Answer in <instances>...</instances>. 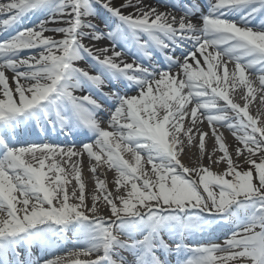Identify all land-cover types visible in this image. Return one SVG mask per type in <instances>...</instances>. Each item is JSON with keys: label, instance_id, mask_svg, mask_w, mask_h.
Listing matches in <instances>:
<instances>
[{"label": "snow or ice", "instance_id": "1", "mask_svg": "<svg viewBox=\"0 0 264 264\" xmlns=\"http://www.w3.org/2000/svg\"><path fill=\"white\" fill-rule=\"evenodd\" d=\"M0 14V264H264V0Z\"/></svg>", "mask_w": 264, "mask_h": 264}, {"label": "bare ground", "instance_id": "2", "mask_svg": "<svg viewBox=\"0 0 264 264\" xmlns=\"http://www.w3.org/2000/svg\"><path fill=\"white\" fill-rule=\"evenodd\" d=\"M8 2V0H0V3H5ZM180 13H177V15H179ZM3 15V14H0ZM35 22V18L34 19H29L25 21V24H27L28 26H31L33 23ZM232 65H229V69L231 70ZM252 112L253 114H255L256 112V105L254 104L252 106ZM203 130L204 131H210L207 123L205 122L203 124ZM219 131H222L225 135V137L227 138V142L229 145H231L232 147L230 148V151H232L236 146H237V142L235 141L234 137L231 136V134L226 130V129H219ZM205 148L206 151L211 153L213 148H214V138H209L206 137L205 138ZM219 155V153L217 152V156ZM199 156V149L198 146H193L190 149H186L185 153L183 154V161L186 164L189 165H193L194 163L197 162V158ZM125 158H129L127 155L125 156ZM204 163L207 164L208 160L205 159ZM215 167V166H214ZM82 176L84 181L86 182V195L88 194V192L94 187V178L92 177V174L89 172L88 170V161L87 158L84 159L83 162V172H82ZM113 176L114 173L113 172H108L107 174V181L109 182V188L112 187V180H113ZM102 179L104 177H101ZM75 183V181H73V184ZM69 190L71 191V186H69Z\"/></svg>", "mask_w": 264, "mask_h": 264}]
</instances>
